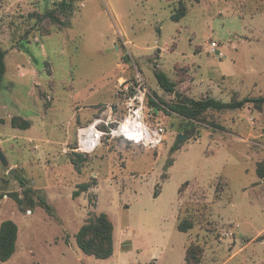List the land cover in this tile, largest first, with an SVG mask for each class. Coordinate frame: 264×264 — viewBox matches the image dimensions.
Masks as SVG:
<instances>
[{"label": "rangeland", "instance_id": "obj_1", "mask_svg": "<svg viewBox=\"0 0 264 264\" xmlns=\"http://www.w3.org/2000/svg\"><path fill=\"white\" fill-rule=\"evenodd\" d=\"M63 1L69 17L58 13ZM0 48V226L18 228L15 253L0 264H187L189 248V264H264V104L195 120L168 110L186 99L264 97V0H0ZM136 72L164 103L147 118L164 127L163 145L104 137L90 155L75 151L80 127L108 107L124 115ZM83 184L92 188L73 197ZM95 213L116 236L128 229L132 252L120 235L113 257L78 261L75 236Z\"/></svg>", "mask_w": 264, "mask_h": 264}, {"label": "trees", "instance_id": "obj_2", "mask_svg": "<svg viewBox=\"0 0 264 264\" xmlns=\"http://www.w3.org/2000/svg\"><path fill=\"white\" fill-rule=\"evenodd\" d=\"M72 7L73 5L71 2L68 3L63 1L59 5L58 13L65 17H69L72 11ZM183 16L184 14L182 12H177L172 16V20L177 22ZM45 17L51 19V21H58L53 15V11L47 12L45 14ZM57 24L61 27L68 26L67 23L61 21H58ZM6 54L7 53L0 48V83L6 71ZM155 78L157 80L158 86L165 93H174L175 84L171 82L165 74L156 72ZM159 104L164 105L162 101H158L156 103L150 98L147 99V105L153 108V114H157L156 112H159L161 110ZM247 104H254L255 107H260L264 104V97L257 99L245 98L243 100L230 101L227 103L218 101L213 98H206L199 101L186 99L185 103H178L173 106H169L168 110L180 117L195 120L200 115L209 110L216 112L240 110ZM11 126L20 130H28L31 127V123L27 120H21L20 122H17V119L13 118L11 121ZM73 165L77 167V164H75V162H73ZM20 183L23 187H26L24 180H21ZM91 188L92 185L90 184L80 185L79 191L75 192L73 194V197H77L82 192L87 193ZM156 195L157 194H155V196ZM45 208L48 211L50 210L46 205ZM190 228L191 226L186 222L180 223L177 227L178 231L183 233H186ZM17 237L18 228L15 223L10 220L4 221L0 226V262H7L14 255ZM75 240L77 247L84 255L94 257L96 260H107L111 258L114 252L113 225L108 215L104 213L98 215L89 214L88 220L86 221V223H84L83 226H81V228L77 232ZM190 251H192L190 248L186 251L185 261L187 264H189L190 260H195V258H192V254L190 253Z\"/></svg>", "mask_w": 264, "mask_h": 264}, {"label": "built area", "instance_id": "obj_3", "mask_svg": "<svg viewBox=\"0 0 264 264\" xmlns=\"http://www.w3.org/2000/svg\"><path fill=\"white\" fill-rule=\"evenodd\" d=\"M216 48L217 45L213 42L211 44L212 52ZM123 91L129 94L124 104V115L116 118L112 108L108 107L93 120L90 126L79 128L75 151L83 155H90L96 150V147L89 148L85 142V137L89 133L96 134L101 139V143L104 137H108L110 140L120 139L147 151H154L163 145L166 140L164 127L160 122L150 125L147 121L148 113H153V108L146 107L147 99L150 97L152 101L156 103L158 101L151 96L142 74L136 72L133 84L124 87ZM159 106L161 107L160 104Z\"/></svg>", "mask_w": 264, "mask_h": 264}, {"label": "crops", "instance_id": "obj_4", "mask_svg": "<svg viewBox=\"0 0 264 264\" xmlns=\"http://www.w3.org/2000/svg\"><path fill=\"white\" fill-rule=\"evenodd\" d=\"M96 214V213H95ZM96 215H98V214H96ZM107 215V214H106ZM109 217V216H108ZM175 218H177V216L175 217ZM110 219V218H109ZM112 222V221H111ZM112 225H113V222H112ZM127 231H128V229H127ZM127 231L126 230H123L122 232H119L118 233V235L116 236V232H115V229H114V225H113V240H114V252H113V256L115 255V252H116V245H117V250H118V247H119V240H118V237L120 236V238L122 239V241H124V240H128L129 241V247L126 249V250H124V251H122V252H132L133 251V249H134V241L131 239V238H129V236H127ZM183 233V232H182ZM161 236H163V235H161ZM69 246H70V244H69ZM78 250H79V248H78ZM79 252H80V254L77 256L78 257V261L79 260H85V257H89V256H86V255H84L80 250H79ZM122 252H121V254H122ZM117 253V252H116ZM117 255V254H116ZM112 256V257H113Z\"/></svg>", "mask_w": 264, "mask_h": 264}, {"label": "bare ground", "instance_id": "obj_5", "mask_svg": "<svg viewBox=\"0 0 264 264\" xmlns=\"http://www.w3.org/2000/svg\"><path fill=\"white\" fill-rule=\"evenodd\" d=\"M92 122H93V121H92ZM90 125H91V123L88 124L87 126H90ZM83 127H86V125L83 126ZM80 128H81V127H80ZM85 138H86V139H85V142H86V144L89 146V148H93V147H96V148H97L99 145L102 144V143L100 142L101 139L98 138L96 134L93 135V134L89 133ZM83 139H84V138H83ZM96 148H95V149H96Z\"/></svg>", "mask_w": 264, "mask_h": 264}, {"label": "water", "instance_id": "obj_6", "mask_svg": "<svg viewBox=\"0 0 264 264\" xmlns=\"http://www.w3.org/2000/svg\"><path fill=\"white\" fill-rule=\"evenodd\" d=\"M187 137L183 136L182 134L178 135L177 137V143H182L184 140H186ZM0 163L2 164V166L7 167L8 166V162L6 160V157L4 156V154L1 152L0 150Z\"/></svg>", "mask_w": 264, "mask_h": 264}]
</instances>
